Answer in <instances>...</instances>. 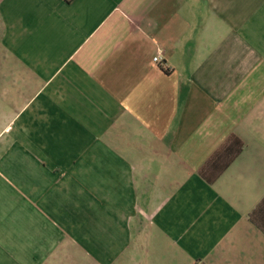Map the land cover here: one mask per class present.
I'll use <instances>...</instances> for the list:
<instances>
[{"label": "crops", "instance_id": "crops-1", "mask_svg": "<svg viewBox=\"0 0 264 264\" xmlns=\"http://www.w3.org/2000/svg\"><path fill=\"white\" fill-rule=\"evenodd\" d=\"M263 199L264 0H0V264H264Z\"/></svg>", "mask_w": 264, "mask_h": 264}, {"label": "trees", "instance_id": "trees-1", "mask_svg": "<svg viewBox=\"0 0 264 264\" xmlns=\"http://www.w3.org/2000/svg\"><path fill=\"white\" fill-rule=\"evenodd\" d=\"M243 143L235 138L228 139L226 144L220 148L204 166L200 173L208 182L213 183L218 174L222 173L231 162L240 154ZM214 169V170H213ZM250 220L264 232V199L259 206L250 214Z\"/></svg>", "mask_w": 264, "mask_h": 264}, {"label": "built area", "instance_id": "built-area-1", "mask_svg": "<svg viewBox=\"0 0 264 264\" xmlns=\"http://www.w3.org/2000/svg\"><path fill=\"white\" fill-rule=\"evenodd\" d=\"M154 61H155L156 63H160V64H161L162 57H161V56H157V57L154 58Z\"/></svg>", "mask_w": 264, "mask_h": 264}]
</instances>
